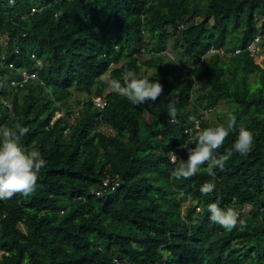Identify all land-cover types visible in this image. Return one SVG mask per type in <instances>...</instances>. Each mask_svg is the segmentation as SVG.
Returning <instances> with one entry per match:
<instances>
[{
	"label": "trees",
	"instance_id": "obj_1",
	"mask_svg": "<svg viewBox=\"0 0 264 264\" xmlns=\"http://www.w3.org/2000/svg\"><path fill=\"white\" fill-rule=\"evenodd\" d=\"M259 33L264 0H0V127H27L19 143L47 161L30 196L0 200V264H264V44L257 59L245 49ZM36 59L38 78L11 87ZM125 70L163 93L133 105L106 83ZM230 115L253 133L251 151L214 176L205 164L173 179L169 153L187 159L195 121L227 126ZM213 202L247 227L210 222Z\"/></svg>",
	"mask_w": 264,
	"mask_h": 264
},
{
	"label": "clouds",
	"instance_id": "obj_2",
	"mask_svg": "<svg viewBox=\"0 0 264 264\" xmlns=\"http://www.w3.org/2000/svg\"><path fill=\"white\" fill-rule=\"evenodd\" d=\"M118 95L125 97L135 106H140L149 101L155 102L163 93V85L158 80H150L146 77L140 78L132 70H125L120 79H108L106 81ZM175 101L168 105L169 123L176 120L177 109ZM230 131H236V139L230 149L223 155H215L223 145ZM28 128L16 123L14 127H0V200L11 199L15 195L25 198L30 196L36 189L41 169L47 161L40 151L33 148L25 149L19 143L20 138L27 134ZM191 143L181 145L187 151V159L179 158L175 152L169 153L170 162L176 167L171 172V177L176 180H187L196 175L202 165L207 164L205 171L209 176H214V169L223 170L225 163L231 158L234 152L247 155L253 146V133L244 126L236 128V117H228L227 126L217 124L214 127L203 129L197 126L190 130ZM179 161V163H177ZM215 185L211 182L201 186L200 192L203 195L211 194ZM210 222L220 227L232 230L247 227L246 221L240 218L235 209H227L219 206L218 203H209L207 206Z\"/></svg>",
	"mask_w": 264,
	"mask_h": 264
},
{
	"label": "built area",
	"instance_id": "obj_3",
	"mask_svg": "<svg viewBox=\"0 0 264 264\" xmlns=\"http://www.w3.org/2000/svg\"><path fill=\"white\" fill-rule=\"evenodd\" d=\"M10 3H13V0H9ZM32 11H35V9L33 8ZM264 44V34H257L251 41H249V43L246 45V51L249 53V55L255 59L259 58L262 52V45ZM220 50L217 49H213L211 48L208 51V54H212V53H216L219 52ZM241 51V49L237 48L233 51L234 54L239 53ZM222 52V51H220ZM15 53H17V50L15 49ZM32 57H34V55H32ZM35 58V57H34ZM4 60V57H2V62ZM204 61V57L201 56V58L199 59V63H202ZM42 65V61L40 59H36V68L32 71H28L25 69H21L19 71V78L18 79H13L10 81V86L13 88H22L24 87V85L26 83H28L30 80H35L38 78V69L40 66ZM9 68H12L13 65L12 64H8ZM185 71V69L183 68V72ZM94 106L98 107V108H103L105 106V99L103 98V96H97L94 97L92 100ZM3 104L5 106H7L8 108L11 107V104L6 101L3 100ZM204 114L209 113V110H204L203 111ZM198 126V122L195 121V128ZM65 133L67 132V130L64 131Z\"/></svg>",
	"mask_w": 264,
	"mask_h": 264
},
{
	"label": "rangeland",
	"instance_id": "obj_4",
	"mask_svg": "<svg viewBox=\"0 0 264 264\" xmlns=\"http://www.w3.org/2000/svg\"><path fill=\"white\" fill-rule=\"evenodd\" d=\"M5 43H6L5 38H4L3 36H0V45L2 44V46H4ZM141 72H142L144 75L149 76V74L151 73V69H149L148 67L144 66V67L142 68V71H141ZM106 90L108 91V90H110V89L107 88ZM72 93H73V95L69 98L68 102H69V105H70L72 111L74 112V114L77 115V114H78V111H79V105H78V103L76 102V100H77V99H81V98L83 97V95H81V94H79V93H77V92H75V91H73ZM220 109H221V111L226 110L224 104H222V105L220 106ZM210 116L213 117V118L215 119V116H214L213 114L210 115ZM99 129H100L102 132H104L105 134H107V135H112V134H113V131H112L109 127H107V126H105V125L100 126ZM249 208H250V206H247L246 209H243V211H240V212H242V213H246V212L249 210Z\"/></svg>",
	"mask_w": 264,
	"mask_h": 264
}]
</instances>
